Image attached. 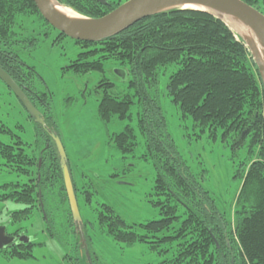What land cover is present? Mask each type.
Wrapping results in <instances>:
<instances>
[{
	"label": "trees",
	"instance_id": "16d2710c",
	"mask_svg": "<svg viewBox=\"0 0 264 264\" xmlns=\"http://www.w3.org/2000/svg\"><path fill=\"white\" fill-rule=\"evenodd\" d=\"M243 1L264 12V1ZM68 2L65 4L92 18L117 7L97 0ZM29 22L36 25L30 33L24 27ZM45 29L71 39L45 20L35 0H0V66L24 89L45 121L36 120L23 105L27 118L34 122L35 137L28 141L0 118V166L18 177L3 185L8 191L0 194V201L23 205L10 212L11 224L40 209L51 236L59 237L56 235L63 230L88 245L87 224L82 219L79 226L70 208L59 151L51 135L55 122L48 94L38 88L36 68L28 61L38 38L49 34ZM71 40L84 50L66 70L81 75L103 73L109 61L121 66L119 73L127 80L128 92L117 94L115 83L101 81L99 118L105 123L132 119L131 109L136 105L143 156L152 161L157 172L154 203L160 210L158 220L130 224L104 204L98 214L100 224L120 243L155 238L166 244L165 253L171 256L160 264H264V87L244 40L222 19L192 8L147 16L96 42ZM173 65L176 70L168 80V95L183 117L193 119L198 137L209 133L216 140L221 136L235 155L245 150L234 220L218 206L203 178L181 158L169 133L156 89L165 69ZM113 142L124 155L133 153L139 143L135 128L127 125L114 134ZM72 181L77 195L73 177ZM59 217L61 223L56 226ZM59 226L61 230L55 231ZM22 231L28 232L26 228ZM34 244L23 242L0 250V259L4 254L32 258ZM83 245L77 241L76 248ZM90 255L86 248L84 264H90L89 259L96 264Z\"/></svg>",
	"mask_w": 264,
	"mask_h": 264
},
{
	"label": "rangeland",
	"instance_id": "374dc122",
	"mask_svg": "<svg viewBox=\"0 0 264 264\" xmlns=\"http://www.w3.org/2000/svg\"><path fill=\"white\" fill-rule=\"evenodd\" d=\"M125 1L111 0L115 6ZM65 3L85 16L74 5ZM24 27L30 33L36 25L29 22L24 23ZM45 31L49 34L38 38L28 61L36 68L38 88L48 94L50 114L55 122L53 132L59 136L67 154L81 216L87 224L90 238L87 245L83 239L59 231L62 226L55 230L59 231L56 235L59 237L51 236L40 209L34 212V216L32 212L27 213L21 218L23 221L11 224L10 212L23 208V205L0 201V224L7 225L10 233L26 228L36 243L31 248L32 258L19 259L4 254L0 264H84L82 255L86 248H89L91 259L96 264H160L171 256L165 253L166 244L157 242L155 238L133 244L117 242L111 231L100 224L98 216L103 205L108 204L130 224H145L161 217L159 206L154 203L157 200L154 190L157 172L152 161L143 156L145 145L137 127L136 105L131 109L132 119H115L105 123L99 118L102 92L98 85L101 81L107 79L115 83L114 92L117 94L128 92L127 80L119 73L121 66L109 61L105 72L81 75L66 70V66L84 49L81 44L60 36L57 31ZM175 70L174 65L165 69L156 89L169 133L181 158L203 178L204 186L214 194L218 206L234 220L236 200L243 185L239 171L245 161V150L235 155L221 136L216 140L209 133L198 137L193 119L183 117L179 106L168 95V80ZM0 118L24 140L30 141L35 137L34 122L27 118L23 104L15 93L2 82ZM127 125L135 128L139 143L133 153L124 155L115 147L113 136ZM16 180L15 173L0 166V194L8 191L4 184ZM58 223H61L60 217L56 226ZM77 241L84 244L80 249L76 248Z\"/></svg>",
	"mask_w": 264,
	"mask_h": 264
},
{
	"label": "water",
	"instance_id": "95a60500",
	"mask_svg": "<svg viewBox=\"0 0 264 264\" xmlns=\"http://www.w3.org/2000/svg\"><path fill=\"white\" fill-rule=\"evenodd\" d=\"M54 1L58 5L68 7L59 0ZM35 3L45 20L55 29L71 39L89 42H96L115 35L139 20L160 12L178 8H192L209 12L226 22L231 29L244 40L259 68L264 87V13L243 0H126L101 17L92 18L80 15L81 19L79 20H72L60 14L51 0H35ZM227 15L237 17L243 23L251 27L263 47L262 58L257 57L245 36L227 22ZM0 79L15 93L27 111L31 113L36 120L44 124L45 121L42 117L41 111L29 99L24 89L1 66ZM51 135L53 136L59 151L70 208L74 219L79 223V226H81L82 216L69 169L67 154L59 136L55 132H51ZM6 232L7 227L1 225L0 250L13 240ZM21 240L25 243L30 241L27 236ZM89 263L92 264L90 259Z\"/></svg>",
	"mask_w": 264,
	"mask_h": 264
},
{
	"label": "bare ground",
	"instance_id": "6f19581e",
	"mask_svg": "<svg viewBox=\"0 0 264 264\" xmlns=\"http://www.w3.org/2000/svg\"><path fill=\"white\" fill-rule=\"evenodd\" d=\"M51 1L54 3L56 10L60 14L66 16L72 20L81 19V16L76 11H74L72 8L65 7L62 5H58L55 3L54 0H51ZM226 20L234 29L238 30L239 32H241L243 34V36H245V38L248 40L249 44L252 46L253 51L256 53L257 57L262 58L263 47L260 43V40L258 39L256 34L254 33V31L251 29V27H249L248 25L243 23L240 19H238L237 17H234L232 15H227Z\"/></svg>",
	"mask_w": 264,
	"mask_h": 264
},
{
	"label": "flooded vegetation",
	"instance_id": "af4514ba",
	"mask_svg": "<svg viewBox=\"0 0 264 264\" xmlns=\"http://www.w3.org/2000/svg\"><path fill=\"white\" fill-rule=\"evenodd\" d=\"M100 4H102V5H104V6H107V7H111L112 5H113V2H111V0H97ZM117 6H119V4L117 5ZM256 8H258V7H256ZM260 11H262L260 8H258ZM263 12V11H262ZM264 13V12H263ZM41 162H42V159H40V165H39V167H41ZM1 225H4V224H0V226ZM6 227H7V235L9 236V237H11L13 240H12V242L11 243H9L7 246H5L3 249H8L10 246H14V245H16V244H20V243H23L24 241L23 240H21L22 238H24L25 236H27L29 239H30V241L28 242V243H30V242H32V241H34V240H32V236L28 233V232H25V231H19V232H11L10 233V231L8 230V226L7 225H5ZM3 249H1V250H3Z\"/></svg>",
	"mask_w": 264,
	"mask_h": 264
}]
</instances>
